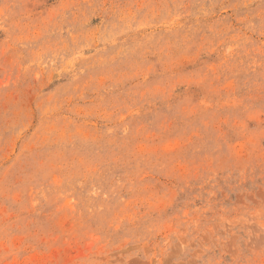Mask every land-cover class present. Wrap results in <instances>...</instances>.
<instances>
[{"label": "rangeland", "instance_id": "1", "mask_svg": "<svg viewBox=\"0 0 264 264\" xmlns=\"http://www.w3.org/2000/svg\"><path fill=\"white\" fill-rule=\"evenodd\" d=\"M0 264H264V0H0Z\"/></svg>", "mask_w": 264, "mask_h": 264}]
</instances>
